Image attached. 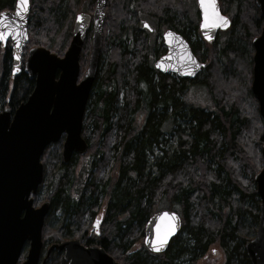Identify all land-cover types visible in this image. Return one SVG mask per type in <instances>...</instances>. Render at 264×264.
<instances>
[{"label":"trees","instance_id":"16d2710c","mask_svg":"<svg viewBox=\"0 0 264 264\" xmlns=\"http://www.w3.org/2000/svg\"><path fill=\"white\" fill-rule=\"evenodd\" d=\"M88 1L90 13L93 0ZM132 1L136 6L130 10ZM12 2L0 0V12L10 10ZM75 2H68L71 14L78 10ZM219 2L221 13H233L231 26L223 32L221 41L204 45L205 54L200 51V43H190L179 30L186 20L184 1L106 2L101 49L107 53L105 67L98 69V91L92 103L88 99L85 109L86 131H91L86 138L81 131L93 155L86 178L73 195L68 189L72 181L68 170L79 156L63 164L56 156L59 142L52 143L56 148L48 160L58 162L53 174L58 185L49 192L48 200L50 211L59 209L66 218L70 236V226H80L83 216L93 215L107 196L103 235L84 239V244L101 246L110 255L114 252L111 256L115 261L152 264L156 259L160 264H177L173 261L177 256H189L188 264H194L215 244L223 249V264H251L244 251L248 227L244 220L247 218L252 225L257 222L259 199L253 175L261 169L258 149L264 145V124L250 90L254 52L251 41L259 35L263 19L255 0ZM58 3L30 1L25 50L43 46L61 54L60 43L55 46L48 38L55 35L60 23L63 29L71 27L70 18L63 22L55 13ZM142 16L180 31L190 43L196 58L204 62L203 81L212 99L208 107L213 111L187 100L185 95L194 86L195 77L161 74L148 63L150 40L139 26ZM185 24L195 25L190 20ZM63 37L62 32L59 39ZM126 40L132 42L131 46ZM83 45L80 68L86 57L87 46ZM153 51L154 56L159 52L155 43ZM33 87L34 79L22 68L11 76L9 43L0 47V110L8 106L14 111ZM137 113L143 118L139 127L133 122ZM168 120L176 125L170 130L177 136L173 148L165 147L162 140ZM181 122L184 126L180 130ZM104 171L107 178L102 175ZM163 204L181 216L180 231L163 253L150 252L142 244L131 250L130 246L143 235L146 221ZM58 262L65 263L63 259Z\"/></svg>","mask_w":264,"mask_h":264},{"label":"water","instance_id":"95a60500","mask_svg":"<svg viewBox=\"0 0 264 264\" xmlns=\"http://www.w3.org/2000/svg\"><path fill=\"white\" fill-rule=\"evenodd\" d=\"M106 1L94 0L91 15L84 12L76 14L71 39L62 56L45 47L35 46L27 51L23 64L21 58L28 42L30 1L27 11L20 9L22 19L16 15V0L13 10L0 12L6 14L4 22L11 24L10 28L0 27V32L10 33L0 41V46L9 42L12 75L23 65L24 73L35 80L28 98L14 111L8 106L0 111V264H45L53 250L62 252L65 264H123L116 262L103 247L84 245L76 239L50 245L39 263L43 246L41 232L49 201L34 207L31 197L42 182L40 158L49 144L58 142L64 135L61 146L63 164H68L74 153L83 155L88 149L81 136L82 120L100 66ZM196 3L200 14L199 32L205 41H213L219 30L224 31L231 26L228 16L220 12L218 0H214L215 11L211 0H205V7L201 6L200 0ZM255 3L263 26L251 41L254 52L250 90L264 124V0H255ZM78 15L82 20L77 21ZM219 17H224L226 23ZM143 25L147 27L146 23ZM88 29H91V46L86 69L79 78V57ZM161 39L166 52L155 59L154 69L161 74L172 73L189 79L200 73L204 63L197 60L181 33L166 29ZM260 152L263 165L253 175L259 199L257 227L255 236L244 243V251L251 264H264V145ZM180 223V216L174 211L161 210L152 214L144 224L146 249L163 253L179 232ZM161 239L165 240L163 245L160 244ZM25 244H28L25 259L18 263ZM157 247L159 250H154Z\"/></svg>","mask_w":264,"mask_h":264},{"label":"rangeland","instance_id":"374dc122","mask_svg":"<svg viewBox=\"0 0 264 264\" xmlns=\"http://www.w3.org/2000/svg\"><path fill=\"white\" fill-rule=\"evenodd\" d=\"M29 1H31V0H29ZM182 1H184V3H185V14H186L185 23L188 22V20H190V22L194 23L195 25L194 26L193 25L187 26L185 23H184V25L182 23H180L179 30L184 33L186 38L189 39L190 43H194V44L200 43V47H201L200 51H202L205 54L206 49H204L205 48L204 45H210L211 43L213 44V41L214 42L221 41L222 38L224 37L223 31L218 32L212 42H206L203 39V37H201L200 32H199L198 24H199L200 14L198 11V6L196 3V0H182ZM14 2H15V0H13L10 10H12L14 8ZM68 2H69V0H59V3L57 5V8H59V9H57L55 13H57L58 15L61 16L63 22L70 18L71 27L69 26V29H68V26L66 25L65 29H63L64 26L62 23H60V25L58 26L56 33H55L56 36L55 35H53L52 37L47 36L49 38V40H51V43L54 44L55 46H57L58 43H60V47H62V49L60 50L61 54H58L59 56H62L63 53L65 52L66 48L68 47L69 41L71 39L72 26H73V22H74L76 14L78 12L88 13L87 8H89V6H88L89 1L88 0H77V2H75V6H77L78 10L74 9V10H77V12L74 14H71L72 11L68 7ZM129 5H130V10H132L136 6L134 4V1L130 2ZM93 6H94V0H93ZM93 6H92V10L90 11L89 14H91V12L93 11V9H94ZM225 14L230 19H231V17H233V13L231 14L229 12V13H225ZM143 23H146L149 29L146 28L145 26L143 27ZM139 26L141 28L145 29V32L147 34V38L150 40L148 63L154 65L155 59L157 57H159L160 55L165 53V46L163 45V42L161 39V34L165 31L166 27H164L161 24L157 25V23L155 22L154 19H150V18H147L145 16H142L140 18ZM27 29H28V26H27ZM157 29L160 30V33H159V30H157ZM62 32L64 34V37L59 39V35H62ZM87 41L89 42V44L87 43ZM131 43L132 42H130V40H126L127 46H129ZM154 43L156 44V47L159 51L157 53V55H155V56H154L155 53L153 51V44ZM83 44H85L87 46V49H86L85 64H84V66L82 65L80 68L79 78L82 76L84 70L86 69L87 62H88V55H89V50H90V46H91V29H88V32L86 34V37L84 39ZM83 46L84 45H82V47ZM46 48L51 50L49 47H46ZM24 50H25V48H24ZM24 50H23V52L26 53V50L25 51ZM80 55H81V52H80ZM106 55H107L106 52L101 51V60H100V64H99L100 65V67H99L100 71H102L105 67ZM23 58H24V55H23L22 59ZM153 68H154V66H153ZM204 76H205V72H204V67H203L202 70L200 71V73L197 76H195L196 80L193 81L194 86L193 87L191 86V88L188 89L185 96L189 102H191V103L193 102V103L202 105V107H205V109H207L209 111H213V109L208 107V106L212 105V99L210 98V95L208 94L207 90L205 89L204 81H203V79L205 78ZM96 77H97L96 81H95L96 84H94V86L92 88V92L90 93L91 95L88 98L90 103H92L91 101H93L95 94H96V91H98V86H99L98 69H97V76ZM124 90H125V88H122V93ZM121 97H122V95H120V98ZM86 105H87V103H86ZM169 112H170V109H169ZM169 112H168V114H169ZM86 115L88 116L87 110L84 111V116H83V120H82L83 121L82 122L83 123L82 129L84 130L83 135L85 138H86L87 133H89L91 131V128L89 131H86V127H85ZM142 121H143V118L139 115V113H137L134 117V121H133L134 124H136L139 127L142 125V123H143ZM171 123H172L171 120L166 121V125H165L164 130H163L164 135L162 137V140H163V144L166 143V145H167L165 147H168V145H170V148H173L174 146H176L177 136H176V133L170 131V130H175V126H176V125H172ZM179 125H180V130L183 129L184 125L182 124V122ZM58 142H59V143H57L58 149H55L56 147L52 146L51 145L52 143L49 144L45 148V152H44L45 155L43 154L44 156L41 159V162L43 164V168L45 167L44 168L45 175L43 176L44 178L42 180V183L38 187L37 192L33 195V205L35 207L40 206L44 201H49L48 200L49 194H50L49 192L51 190L55 189L58 185L56 183V176L53 179L54 171H56V169L58 168V162H56L54 164V163H52L51 160H48L50 157L49 155L53 151V147H54V149L56 150V156L58 155L59 160L61 161L62 138ZM260 150H261V147L258 149V152L261 155ZM92 155H93V150L87 149L85 154L78 155L79 157H77V160L73 163V166H71V168L68 170V173L70 174V176L72 178V181L70 183L71 185L68 188L69 192L71 194L75 195L77 190H80L81 187H80L79 182H82L84 180V178H86V172L88 171L87 168L89 166L90 159H91ZM74 156H72L70 158V161L72 160V158ZM53 164H54V166L52 167ZM262 165L260 166V168H262ZM59 171H62V170H59ZM66 172H67V170H66ZM106 174H107V171H104L102 173V175L105 178H107ZM52 179H53V182H51ZM107 204H108V197L106 196L103 199V201L100 203L99 207L96 208L95 210H93V211H95V212H93L94 213L93 215H91L89 217L87 215L83 216L82 220L80 221L81 222L80 226L77 227V226L71 225L69 228L70 231L72 230V234H69L71 236L70 237L67 234L68 229L65 226V224L68 223L66 221V218H64L62 216V212L59 209L50 211V201H49V210H48L47 215L45 217L44 225H43L44 227H42L43 230L41 232V234H42L41 237L43 236L42 237L43 238V241H42L43 246H42V250H41L42 252L40 254L39 263L42 261V259H44L48 247L52 244L60 243L62 241L71 240V239L79 240L82 244H84V242H85L84 239H87V238L93 239V238H97V237H100L101 235H103L102 229L105 225H104V223H102V221H103V218L106 214ZM165 206L166 205L163 204L161 206V209H167V207H165ZM97 218H100V220H97ZM248 222H249L248 219L245 218L244 223L246 224V226H248V227H246V232L244 233V235L246 237V241L255 236V231H256V227H257V223L252 225V223H250V222L248 223ZM96 230H98L99 235L95 234ZM65 237H69V238L66 239ZM181 237H182V239L186 238L185 234H183V233L181 234ZM141 244L143 245V235L141 236V238L138 241H135L130 246V249L132 250L134 248H137ZM27 248H28V244H25L23 246L21 254L19 256L18 263H20L21 261H23L25 259ZM111 255L114 256V252H112ZM188 258H189V256H187V257L186 256H177L173 261H174V263H177V264H188L189 263V261L187 260ZM58 259L59 260L63 259L62 252L58 253L55 250H53L52 252H50L49 256L46 258L45 264H47V263L48 264L49 263L50 264H57V263H59ZM224 261H225V255H224L223 249L221 247H219L218 245L213 244L209 247V250L204 255H202L200 258H198V260L194 264H223ZM64 262H65V260H64ZM152 264H160V263L156 262V259H154L152 261Z\"/></svg>","mask_w":264,"mask_h":264},{"label":"snow or ice","instance_id":"6c2138e0","mask_svg":"<svg viewBox=\"0 0 264 264\" xmlns=\"http://www.w3.org/2000/svg\"><path fill=\"white\" fill-rule=\"evenodd\" d=\"M201 6L205 7V0H200ZM27 6H28V0H16V7H17V12L16 15L20 16L21 19L23 18L22 12L20 11L21 8H23L24 11H27ZM211 7L213 8V10L215 11V3L214 0H211ZM217 15H219L218 13H216ZM5 18H6V14L5 13H0V27H4V28H10L11 24L10 23H5ZM205 18L207 19V11H205ZM77 21L82 20L81 16H77L76 17ZM219 19L226 23V20L224 17H219ZM147 26V25H146ZM18 27V26H17ZM10 33H5V32H0V41L5 39V36L8 35ZM167 215V214H165ZM165 242L164 239L160 240V244L163 245V243ZM154 250H159V248H155Z\"/></svg>","mask_w":264,"mask_h":264},{"label":"flooded vegetation","instance_id":"af4514ba","mask_svg":"<svg viewBox=\"0 0 264 264\" xmlns=\"http://www.w3.org/2000/svg\"><path fill=\"white\" fill-rule=\"evenodd\" d=\"M165 29H166V28H165ZM169 29H170V28H169ZM172 30H173V29H172ZM174 31H175V30H174ZM176 32H180V31H176ZM22 70H23V69H22ZM19 71H20V70H19ZM23 72H24V71H23ZM25 74H26V73H25ZM11 76L14 77L15 75L13 76L12 73H11ZM97 220H100V218H97ZM100 222H101V221H100ZM95 234H96V235H99L98 230L95 231Z\"/></svg>","mask_w":264,"mask_h":264}]
</instances>
